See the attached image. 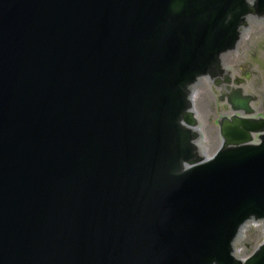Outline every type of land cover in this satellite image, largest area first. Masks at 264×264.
<instances>
[{
	"label": "water",
	"instance_id": "obj_1",
	"mask_svg": "<svg viewBox=\"0 0 264 264\" xmlns=\"http://www.w3.org/2000/svg\"><path fill=\"white\" fill-rule=\"evenodd\" d=\"M262 7L0 0V264H264L232 255L264 228V118L223 117L201 159L188 99Z\"/></svg>",
	"mask_w": 264,
	"mask_h": 264
},
{
	"label": "rangeland",
	"instance_id": "obj_2",
	"mask_svg": "<svg viewBox=\"0 0 264 264\" xmlns=\"http://www.w3.org/2000/svg\"><path fill=\"white\" fill-rule=\"evenodd\" d=\"M264 32V25L259 24L250 31V41L252 45L246 41L244 36L240 39V45L233 49V58L231 63L228 64L227 68L234 73L237 67H244L247 62L254 67V75L258 78V84L252 85L256 87L260 93L261 99L264 98V43L260 42L262 33ZM244 33V32H242ZM263 43V44H262ZM254 45L256 47L255 57L249 59L250 54L254 50ZM250 48L249 50L247 48ZM226 58V62H227ZM221 66V65H220ZM196 90V99L194 102V111L198 112L201 120V126L199 128V135H203L202 141L205 142L206 148L204 156H210L219 146L220 137L218 134V126L214 123L217 118V114L220 112L219 101L217 100V95L214 91L215 84L213 82L209 83V79H199L195 84H193L192 89ZM263 88V90L261 89ZM252 89V88H251ZM262 240V226L261 223L253 221L243 230L239 237L237 243L238 255L244 257L252 252L255 247Z\"/></svg>",
	"mask_w": 264,
	"mask_h": 264
},
{
	"label": "flooded vegetation",
	"instance_id": "obj_3",
	"mask_svg": "<svg viewBox=\"0 0 264 264\" xmlns=\"http://www.w3.org/2000/svg\"><path fill=\"white\" fill-rule=\"evenodd\" d=\"M259 18H261V19H257V22L259 24L264 25V17H259ZM247 31H248V34H250L248 29H247ZM261 41L264 43V33H263V36L261 37ZM248 43H249V45H252L251 41H248ZM248 49H250V48L248 47ZM252 57L253 56H250V59H252ZM247 65H246V67L237 68L234 73L237 74V77L239 79L244 81L245 87L250 86V88H252V85H257L258 79L255 78V76L253 74L254 69L248 67ZM258 85H259V87L261 86V84H258ZM251 90L254 91V93L257 95V99L255 101L254 106H255L257 115H260L262 112H264V98L263 99L260 98V93L258 92V90L256 88L251 89ZM216 93L218 94L219 91H216Z\"/></svg>",
	"mask_w": 264,
	"mask_h": 264
},
{
	"label": "bare ground",
	"instance_id": "obj_4",
	"mask_svg": "<svg viewBox=\"0 0 264 264\" xmlns=\"http://www.w3.org/2000/svg\"><path fill=\"white\" fill-rule=\"evenodd\" d=\"M233 52H227L226 53V58L228 59L227 62H226V71H228V64L231 63L232 61V58H233V55H232ZM195 88L192 89V100H193V105H194V102H195V99H196V90L194 91ZM197 146H198V151H203L205 153V148H206V144L204 141H199L197 143ZM253 221H248L246 222L242 227H241V230H240V233H239V236L242 234L243 230L245 229V227H247L250 223H252ZM239 240V239H238ZM237 243L238 241L235 242V247H237ZM237 256V255H235Z\"/></svg>",
	"mask_w": 264,
	"mask_h": 264
}]
</instances>
